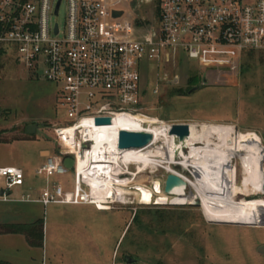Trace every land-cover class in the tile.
Masks as SVG:
<instances>
[{
  "label": "rangeland",
  "instance_id": "374dc122",
  "mask_svg": "<svg viewBox=\"0 0 264 264\" xmlns=\"http://www.w3.org/2000/svg\"><path fill=\"white\" fill-rule=\"evenodd\" d=\"M116 6L127 11L126 21L133 22L137 34L142 35L152 18L151 6L140 0H123ZM65 20L64 2L53 21L62 25ZM102 23L107 25L105 19ZM244 54L232 75L206 72L197 66L198 60L185 58L165 63L159 69L153 61L143 62L139 93L142 112L149 116L144 118L168 126L232 124L237 131L257 133L264 151V51ZM161 73L168 79L178 77V83H160L161 90L154 95L152 89ZM190 78H194L191 83ZM203 78L207 79L205 84ZM189 87L198 88L189 92ZM66 121V106L60 103V85L36 78L16 63L14 55L0 53V137L8 140L0 139V166L10 165L24 172V184L13 190V196L25 193L24 197L38 198L46 188L56 184L64 190L73 189V169L49 177L35 173L44 161V151L59 153L63 147L55 140L53 129ZM34 123L37 124L34 134H26V126ZM15 137L23 138L12 139ZM165 143L166 139L157 138L149 147L154 155L153 164L133 159L123 165L120 178L127 183L112 187L123 191V203L111 205L110 210L53 204L42 210L35 203H0V221L14 220V209L20 206L29 215L44 218L45 224L43 251L25 248L21 238L9 242L0 237V259L15 264H264V192L248 199L236 198L242 202L245 224L209 221L200 205L191 201L186 204L139 202L141 194L135 189L137 184L150 187L152 197L158 193H177L190 199L194 195V189L188 184L180 192L174 191L176 187L170 188L169 193L164 192V181L169 174V164L165 162L167 153L164 149L156 150ZM184 151L187 153L188 148ZM234 163L236 169L228 172L227 168ZM234 163H225L227 168L219 171L216 184L219 193L233 198L242 177L239 161ZM143 165L146 166L143 168ZM170 168L193 179L179 165L172 164ZM155 182L159 183L158 188H153ZM51 207L68 209L61 215L63 221L67 219V227L73 229L63 239L54 236ZM16 222H25V219ZM79 227L86 236L80 248L76 235H72ZM126 257L133 262L128 263Z\"/></svg>",
  "mask_w": 264,
  "mask_h": 264
},
{
  "label": "built area",
  "instance_id": "2783aa9c",
  "mask_svg": "<svg viewBox=\"0 0 264 264\" xmlns=\"http://www.w3.org/2000/svg\"><path fill=\"white\" fill-rule=\"evenodd\" d=\"M122 1L0 0V53L14 55L16 63L36 78L60 85V103L66 106L67 121L53 129L63 147L59 153L47 154L35 173L66 174L64 159L71 157L74 187L70 191L60 184L46 188L37 200L44 205L92 204L110 209L120 204L115 199L117 188L113 197L107 195L103 201L101 185L93 187L79 175L77 166L81 159L93 156L92 134L106 126L97 125L96 118L109 117L112 122L118 116L149 117L142 112L139 93L143 62L153 61L159 69L185 58L198 60L197 66L206 72L232 75L243 53L264 51V0H140L152 8V18L140 36L133 22L126 21L127 11L116 6ZM64 2L66 20L60 25L53 17ZM114 11L122 14L114 16ZM159 76L154 95L159 94L160 83L178 81L165 73ZM116 148L117 144L107 147L106 152ZM23 183L22 169L0 166V202L28 200L13 196Z\"/></svg>",
  "mask_w": 264,
  "mask_h": 264
},
{
  "label": "bare ground",
  "instance_id": "6f19581e",
  "mask_svg": "<svg viewBox=\"0 0 264 264\" xmlns=\"http://www.w3.org/2000/svg\"><path fill=\"white\" fill-rule=\"evenodd\" d=\"M197 126L200 128L197 130ZM100 132L92 134V140L95 145L93 156L81 159L77 166L79 175H83L85 180L93 184L101 185V197L114 196L116 200L123 203V191L117 188L114 192L113 184L124 185L127 180L121 179L119 174L124 170L123 165H127L133 159H143L145 162L153 164L154 157L149 148L156 139H166V143L161 145L158 150H165L167 153L166 163L167 171L177 175L181 181L172 186L174 191L180 192L187 184L194 189V195L188 199L180 194H157L152 197L150 187L146 184H137L135 189L141 194L139 202L149 204H186L187 202H199L201 209L209 221L226 222L234 224L247 223L242 215V202L236 201L237 197L248 199L255 195H262L264 192V151L260 136L252 131H237L232 124L212 123L206 125L190 124V135L184 141H175L174 136L169 134L170 126L164 125L151 118L136 116L128 118L118 116L114 118L111 124L102 126ZM122 129L129 131H146L152 134L151 143L142 149H115L112 152H106V148L116 147L118 132ZM201 144V145H200ZM200 145V146H197ZM188 148L186 153L184 149ZM104 149L103 156L100 152ZM92 158H94L92 160ZM147 160V161H146ZM238 160L240 163L241 180L237 188L235 198L229 194L222 195L217 190V179L219 171L227 168L226 162ZM159 162V161H158ZM95 164L97 169L90 168ZM144 164V163H143ZM146 164V163H145ZM179 165L181 169L187 172L193 179L184 177L183 174L171 170L170 165ZM87 167L85 168V166ZM147 165V164H146ZM143 165V168L146 166ZM227 168L228 172L236 169V164ZM169 168V169H168ZM159 183H154L153 188H158ZM100 190L99 187H96ZM95 190V188H94ZM94 194L99 197L97 191ZM108 208L107 205H104Z\"/></svg>",
  "mask_w": 264,
  "mask_h": 264
},
{
  "label": "water",
  "instance_id": "95a60500",
  "mask_svg": "<svg viewBox=\"0 0 264 264\" xmlns=\"http://www.w3.org/2000/svg\"><path fill=\"white\" fill-rule=\"evenodd\" d=\"M58 6V5H57ZM122 14L121 11H114V16H120ZM178 81H174L176 84ZM207 82V79H204V83ZM198 87H193L189 92H193ZM95 123L97 125H108L111 123V120L109 117H98L95 119ZM37 128V124H30L26 126L25 133L28 135L34 134L35 130ZM197 130L200 128V126L196 127ZM169 134L174 136L175 141L184 142L190 135V124L188 123H175L170 125ZM152 141V134L146 131H129L122 129L118 132V139H117V146L121 150H127V149H142L148 146ZM74 161L71 157H66L64 159V165L70 170L73 169ZM181 179L173 174L169 173L166 176V179L164 181V187L163 190L166 193L170 192V188L174 185H177L180 183ZM195 205H199V202L196 201L194 203ZM219 223H226V222H219ZM263 247H261L259 250L261 251ZM126 261L128 263L133 262L132 259L129 257H126Z\"/></svg>",
  "mask_w": 264,
  "mask_h": 264
},
{
  "label": "crops",
  "instance_id": "0c3cea01",
  "mask_svg": "<svg viewBox=\"0 0 264 264\" xmlns=\"http://www.w3.org/2000/svg\"><path fill=\"white\" fill-rule=\"evenodd\" d=\"M47 154H49V152L48 151H44L43 152V157L45 158V156ZM2 166H10V165H2ZM68 191H70V190H68ZM24 194L25 193H22V194H20L21 196H17V197H23V198H26L28 200L20 199L19 198L20 200L0 202V203H6V204L7 203H19V204L20 203L21 204L22 203H35V204H37V206H39V207L41 206L42 207V210H45V208L47 206H49L50 204H53V206H82V207H85V206H93L94 209L97 210V211H105V210H110L111 209V208L110 209H98V208H96L92 204L48 203L47 205H44L40 201H37L38 199H40V197H38V198H27V196L24 197ZM26 195H28V194H26ZM64 210L66 211L68 209L67 208H64V209L61 208V209H59L58 207H51L50 208L51 218L53 219V224H54V230H53L54 231V236L55 237L58 236V238H61V239L65 238V236L68 235L71 232L70 230L73 229V227L72 228L67 227V226H69L68 225V222H66L67 219L65 221H63V218H62L61 213ZM14 212H15V215H16L15 216L16 218H13L14 220H11L10 219L8 221H0V224H7V223H32V222H34V221H36L38 219H42L43 220V241H44V239H45V231H44L45 224H44V218H40V216H35L34 214L33 215L32 214L29 215L28 211H26L25 208L20 207V206L19 207H16L14 209ZM19 217H21V218H19ZM17 219H25V222H16ZM72 225L74 226L73 223H72ZM47 229H48V224L46 222V240H47V232H48ZM83 231L84 230L81 227H79V230H76L75 229L74 230V233L72 234V235H76V237H77L76 241L79 244V248L81 247V245L83 244V242L86 240V236L83 233ZM120 236H121V234H120ZM120 236H119V238H120ZM0 237L6 238V240L9 241V242L14 241L15 240L14 238H21L24 241L22 243V245L25 248L26 247L38 248L39 250L41 249V251H43V244H42V246H31L27 242L25 236L22 235V234H17V233H0ZM21 239H19V240L17 239V240L20 241ZM20 242H22V241H20ZM0 264H15V263L14 262H10V261H8L6 259H0Z\"/></svg>",
  "mask_w": 264,
  "mask_h": 264
},
{
  "label": "trees",
  "instance_id": "16d2710c",
  "mask_svg": "<svg viewBox=\"0 0 264 264\" xmlns=\"http://www.w3.org/2000/svg\"><path fill=\"white\" fill-rule=\"evenodd\" d=\"M253 51H246L244 56L248 55ZM243 57V55H242ZM194 81V78L189 79V83ZM193 87H189L190 91ZM32 136H27L25 138H30ZM23 137H15L12 139H18ZM0 139L4 141H8L7 139L0 137ZM0 233H17L25 236L27 242L31 246H42L43 244V220L38 219L32 223H7L0 224Z\"/></svg>",
  "mask_w": 264,
  "mask_h": 264
}]
</instances>
